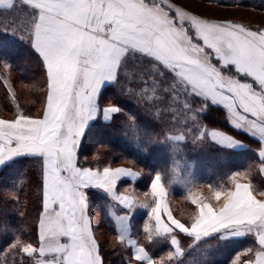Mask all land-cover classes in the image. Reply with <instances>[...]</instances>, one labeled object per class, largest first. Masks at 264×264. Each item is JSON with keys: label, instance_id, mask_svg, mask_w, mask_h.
Listing matches in <instances>:
<instances>
[{"label": "snow or ice", "instance_id": "1", "mask_svg": "<svg viewBox=\"0 0 264 264\" xmlns=\"http://www.w3.org/2000/svg\"><path fill=\"white\" fill-rule=\"evenodd\" d=\"M16 8L25 10V32L42 61L47 87L39 118L25 114L18 104L13 119L0 118V168L12 167L21 158H36L42 176L38 246L17 236L9 248L32 257L34 264H103L86 191L97 189L126 209H149L152 223L144 228L147 239H169L175 247L169 257L184 254L180 234L195 242L252 236L255 245L237 253L232 264L242 254H251L244 264H264V189L251 178L241 182L246 171L230 172L226 180L207 183L215 201L223 198L218 206L193 192L201 181L190 175L183 198L196 211L185 223L169 207L168 189L175 180L166 181L164 173H150L149 190L143 195L150 196L151 202H139L126 194L127 189L119 192L117 184L141 173L78 163V153L101 126L98 121L102 118L108 124L124 111L119 104L103 100L109 86L119 85L121 78L132 80L130 62L144 67L140 79L145 86L134 92L125 85L123 91L147 101L170 97L172 121L181 123L188 133L199 129L191 143L210 140L229 150L246 147L233 136L200 124L198 117L210 105H218L227 110L235 129L258 138L264 159V30L201 19L169 0H0V9ZM196 98L199 108H193ZM160 112L157 107L153 115ZM181 112L184 119L178 121ZM129 119L134 124V117ZM147 135L148 143L171 146L173 151L177 142H187L183 132L164 133L163 140ZM128 219L127 215L116 217L118 240L134 249L133 258L139 264H156L129 236Z\"/></svg>", "mask_w": 264, "mask_h": 264}, {"label": "trees", "instance_id": "2", "mask_svg": "<svg viewBox=\"0 0 264 264\" xmlns=\"http://www.w3.org/2000/svg\"><path fill=\"white\" fill-rule=\"evenodd\" d=\"M225 3L249 6L264 11V0H235ZM25 10L0 9V118L13 119L18 104L25 114L40 116L46 99V77L42 61L30 47L25 29L27 21ZM8 32L5 33L4 29ZM15 31V35H13ZM5 62L8 65L6 66ZM128 71L132 80L121 78L119 85H111L104 93V104H119L124 111L114 116L112 122L104 124L102 118L98 126L87 139V146L78 153V163L93 168L104 166H126L141 173L135 181L125 179L119 182L121 191L139 202H148L150 196L143 195L149 190V183L156 171L165 174L166 181H173L168 189V202L173 215L182 222L190 223L189 217L196 211L190 201L183 198L184 179L192 172L198 173L201 183L207 188L210 181L226 180L230 172L242 168L244 162L255 159L253 152L229 150L217 146L210 140L193 144V137L199 130L185 132L184 126L171 119L170 97L163 96L159 101H147L123 91L125 85L134 92H140L145 86L140 76L145 72L130 62ZM12 82L11 89L6 78ZM147 79V76H144ZM167 86V81L162 85ZM11 93L14 94L10 95ZM159 116H154L156 108ZM200 102L193 100V108H199ZM134 117V124L129 119ZM184 119L181 112L178 121ZM200 124L208 129H217L241 139L251 146L258 142L241 130L234 129L228 120L227 112L218 105H210L206 112L198 117ZM150 124V127L147 126ZM184 133L187 142H177L176 150L161 143H148V133L157 140H163L164 133L178 135ZM139 137V138H137ZM175 169V171H173ZM167 186V185H166ZM89 200V212L93 217L95 238L100 245L103 264H126L133 260L132 249L122 244L116 237V231L109 209L130 215L133 237L159 264H232L237 253L253 247L251 237L222 242L216 237L204 238L195 242L193 238L180 234L178 239L183 256L173 255V245L169 239H147L145 225H151L149 209L139 206L129 210L110 199L97 189L86 190ZM42 210L41 162L36 158H21L12 167L0 168V264H34L32 257L10 249L9 246L18 236L24 242L38 246V221ZM101 235L103 239H101ZM251 254H242L236 264L249 259ZM38 258V257H37ZM139 264V263H138Z\"/></svg>", "mask_w": 264, "mask_h": 264}, {"label": "rangeland", "instance_id": "3", "mask_svg": "<svg viewBox=\"0 0 264 264\" xmlns=\"http://www.w3.org/2000/svg\"><path fill=\"white\" fill-rule=\"evenodd\" d=\"M227 1L233 2L235 0H169V3L201 19L214 23L231 22L240 24L251 30H264V11L256 10L249 6L225 3ZM6 82L13 89L12 82L8 77L6 78ZM189 138L192 139L191 135ZM190 175L196 179L199 177L196 172H192ZM190 175L184 179L185 184L190 178ZM197 187L201 189V192L205 196L208 195L207 197L209 198L210 192L208 188L204 186ZM148 202L150 203L151 199ZM101 239H103L102 235Z\"/></svg>", "mask_w": 264, "mask_h": 264}, {"label": "crops", "instance_id": "4", "mask_svg": "<svg viewBox=\"0 0 264 264\" xmlns=\"http://www.w3.org/2000/svg\"><path fill=\"white\" fill-rule=\"evenodd\" d=\"M25 12V11H24ZM26 21V20H25ZM222 107V106H221ZM223 108V107H222ZM44 110V109H43ZM226 110V109H225ZM226 112H227V110H226ZM42 115V114H41ZM40 115V116H41ZM39 116V117H40ZM34 117H36V118H39L38 116H34ZM230 123V122H229ZM231 125V124H230ZM232 126V125H231ZM233 127V126H232ZM234 128V127H233ZM235 129V128H234ZM221 131V130H220ZM242 131V130H241ZM224 132V131H223ZM226 134H228L227 132H225ZM248 136H250L252 139H254L255 141H257L258 142V146H251V145H249V143H247V142H245V141H243V140H241V139H238V138H236V137H234L235 139H237V140H239V141H241L244 145H246V147L245 148H243V149H237L236 151H250V152H253V155L255 156V159L254 160H252V161H250V160H246L245 162H244V164H243V167L242 168H239V169H237L236 171H246L247 172V176L245 177V178H239V179H241V182H244V183H247L248 182V179L249 178H251V180H252V182L253 183H255L256 184V186L258 187V188H261V189H264V171H262L261 170V168H262V165H264V159H262L261 157H260V155H259V153H260V150H261V143L259 142V140H258V138H253L250 134H248V133H246ZM228 135H230V134H228ZM232 136V135H231ZM111 167H113V168H115V167H126V166H122V165H118V166H111ZM126 168H129V167H126ZM132 169V168H131ZM133 171H135V172H137L136 170H134V169H132ZM127 179H129V180H131V181H135L136 179H133V178H127ZM118 184H119V182H118ZM118 184H117V190L119 191V192H124V191H121V190H119V188H118ZM193 192L195 193V194H200V196H199V198L200 199H205V201L206 202H211V203H213V205L214 206H218V203H223V198H222V200L220 201V202H217V201H215V199H214V197H212L211 196V194H210V196H209V198L207 197L208 195H204L202 192H201V189H199L198 187H196L195 189H193ZM127 195H129L128 193H126ZM107 195V194H106ZM129 196H131V195H129ZM111 199V198H110ZM112 200V199H111ZM168 200V199H167ZM114 201V200H113ZM114 202H116L117 204H119L120 206H122V207H124L123 205H121L118 201H114ZM169 207H170V205H169ZM171 209V208H170ZM88 214H89V216L91 217V219L93 220V217H92V215H91V213L89 212V209H88ZM125 215H127L128 216V225H129V236L132 238V239H134V240H136L134 237H133V235H132V231H131V222H130V215L128 214V213H119V212H117L116 211V209L115 208H113V207H111L110 209H109V216H110V218L112 219V221H113V224H114V228H115V231H116V237H117V239H118V225H117V221H116V217L117 216H125ZM92 226H93V221H92ZM93 233H94V236H96L95 235V230H94V228H93ZM246 237H251V238H253L252 236H246ZM96 238H97V236H96ZM242 238H245V237H242ZM239 239H241V238H239ZM253 240H254V238H253ZM137 241V240H136ZM254 242H255V240H254ZM125 244H127L126 242H125ZM140 245V244H139ZM140 246H142V245H140ZM131 247V246H130ZM143 247V246H142ZM173 248H174V252H175V247L173 246ZM131 249H132V256H133V253H134V249L131 247ZM150 255V254H149ZM178 256V255H177ZM251 258V257H250ZM246 260V259H245ZM245 260H243L240 264H244V261ZM133 264H138L139 262H136L135 260H134V258H133ZM126 264H128V262L126 263ZM156 264H159V263H157L156 262Z\"/></svg>", "mask_w": 264, "mask_h": 264}]
</instances>
